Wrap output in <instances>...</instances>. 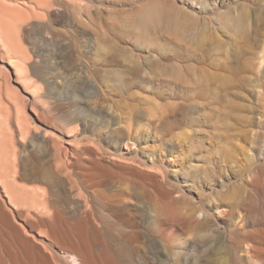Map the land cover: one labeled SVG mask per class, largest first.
I'll return each mask as SVG.
<instances>
[{
	"label": "bare ground",
	"instance_id": "6f19581e",
	"mask_svg": "<svg viewBox=\"0 0 264 264\" xmlns=\"http://www.w3.org/2000/svg\"><path fill=\"white\" fill-rule=\"evenodd\" d=\"M33 1L32 0H0V62L4 64V67L6 65L8 66V68H10V72L12 73V83L14 84V87H13L9 84L10 82H7L6 80H2L1 81L2 83L0 82V264H264V222L263 223L257 222V225L260 226L261 228L259 229L257 228L258 230H256L255 232L253 231L252 233L248 235H246L245 233H242L243 229H246V226L248 223L247 220L251 218V216L249 215L250 218L248 217L249 219H247L246 215H244L247 212H249L246 209L247 206L245 202H250L252 201V199L255 198V195L253 196L251 192H255V191L260 192L262 189L260 188V191H259V185H258L259 181L258 180H257L258 182L255 181L254 185L250 182V180L252 178V174L256 175V172H254L255 168L260 169L261 167L262 168L264 167V0H234L232 3H227V0H184L185 8L187 10L186 11L185 9H182L184 12H186L184 13V17L186 16L187 21H192V23L193 22L198 23V25L196 26L194 24L190 26L192 30L190 31L191 32L194 31L195 33L193 32V34L197 33V36L194 35V37L196 36V39L199 38L198 30H200V28L201 30H203L205 29V27L207 29V26L213 25L212 21H219V22L222 21L224 23V26H226V24L228 23L231 24L232 27L238 32H241L243 34V37L247 41H249V43L251 44L253 43L252 41L256 42L258 38L262 37L261 38L262 44H260L258 48H257L258 43H254L255 45L257 44L255 46L256 51L251 50L250 53L247 52V54L248 53L251 54V52L253 51L251 54L253 56L252 66L249 65V67H247V62L245 61L246 67H244L242 71H239L237 73V76H235L236 74L234 73L235 72L234 69L237 68L238 66L233 69L234 71L233 70L229 71V72H232V74L234 73L235 79L232 78V81L233 79L236 81V78L238 77L237 83L239 85L237 89H239V86H240V89L249 87L250 92L252 91L251 94H252L253 99H251V95L250 97L248 96L250 101H248L247 103L248 105H246L244 108L247 107L246 109H248L247 115H246L247 117H245V119L247 118L249 120L248 122L249 125L245 127L248 128L249 126L247 131H249L248 132L249 137L252 140L251 141L252 144L249 145V147H251L250 151L253 152V155L249 157L251 171L248 172V176H247V179H245L246 180L245 183L243 181V184H244L243 193L245 194V196L238 199V201L232 202V204H230L231 203L230 202L227 208H225L226 206L224 203H219L214 197L215 199H213L214 201H213L212 209L216 211V215L212 213V209L209 207L210 200L208 199V197L205 198V195L203 194L196 198L193 196V194L190 195L191 193H193L191 192V190L183 188V186H180L178 183H175L172 180V178L170 177L171 175H169L168 170H167L168 167L166 168V166L160 160L161 157L157 158L154 156V152L156 153L155 150L149 152L148 150H151V149H148L146 147L143 148V146H142L143 149L139 148V145L141 144V142H144L145 144L148 142V137L145 135L144 133L145 131L142 130L143 127L142 129L140 128V125L143 122L139 124L138 122H136L137 119L136 120L133 119L132 121V119L130 118L128 120L130 121V124L125 126L126 131L120 126L114 127L110 125V123L114 120V119L112 120L111 118L110 119L112 121L110 120L111 121L110 123L105 122L104 124H102V121H100L99 119L100 113L102 112L99 107L101 104L98 105V101H97V97L99 95L98 94L99 88L96 84H94L93 82H90V78L88 82L86 81L87 83L86 82L82 83L78 80V78L80 77L79 75L74 74V73H73L74 75L68 74V76L72 77L70 79H73L74 77L77 78V81L74 83V81L71 82V80L68 78L67 75L56 76L57 74L56 75L54 74L56 76L54 77L52 76L53 75L52 74L51 76H49L50 73L49 74L42 73L39 70L35 69L33 66H28L29 65L28 62L30 60L27 61V59H30L31 57L30 58L28 57L29 55L28 52H27L28 58L25 56L27 53L26 52L23 53L24 50L22 49L23 48L25 49V47H22V46H25V45L20 46L21 45L20 40H19L20 42L19 44H14V39H16V37H14L13 39V35H11V33L15 27L14 22H18V21L21 22V20H23L25 17L29 19L30 14L33 15V17L37 16L36 19L38 21L39 17L43 18V15H45L43 13H47V11H49L48 10L49 8L45 10L46 9L45 6L49 7V5L47 4L50 3L51 5L52 3V2H48L46 3V5H45V2L41 3V5H43L44 7L43 8L39 6L40 3L37 5L34 3L35 1L34 2ZM60 1H62L63 3H60L59 5L58 2ZM60 1L53 0V4L61 6L64 11L68 10L69 12V10L75 9L74 10L75 13H78L76 11V7L78 6L74 3L75 0H60ZM82 1H86V0H82ZM89 3H92V1H89ZM82 6H83V3H82ZM196 6H199V7L197 8ZM59 10H61V8H59ZM77 10L82 13V11H85L87 9L82 8V10L81 9L80 10L77 9ZM80 12H79V15L81 14ZM170 13H168L167 15L165 12V16H167L166 21L168 22H169L168 17ZM39 14L40 15L43 14V15L40 16ZM65 15H68V14H65ZM69 16L71 15H68L66 17H69ZM179 17H177V20ZM25 19L23 23L27 21V20L25 21ZM88 20H87V23H88ZM183 21L186 24L185 19ZM156 23L157 22L155 21V24ZM176 23L174 22V24ZM168 24L167 26H169ZM179 24H181V22L180 23L178 22V25ZM187 25H186V29H187ZM197 26L199 27V29ZM23 27H20V29ZM135 27H138V25ZM179 27H176L177 30ZM141 28L139 27L140 30ZM167 28L168 27H166V29ZM192 28H197L198 30L195 31V29L193 30ZM50 29H51V25H50ZM137 30L138 29L136 28L135 31ZM168 30H170V27ZM220 30H222L221 27H220ZM227 30L229 29L227 28ZM178 31L173 32V33L171 32L173 35V36L171 35V38L174 37L176 35L175 33H177ZM206 31L203 35L205 34L207 35ZM209 31H210V28H209ZM220 33L221 32H219V35ZM232 33L233 32H231L230 34L232 35ZM183 35H185V33ZM258 35H260V37ZM214 36L215 35H213L212 38H215ZM189 38H191V36H189ZM201 38L202 36L199 39L200 41H201ZM212 38H210V40ZM25 39L26 38H24V40ZM177 40L179 39L177 38ZM177 40H176V44H177ZM199 40L197 42L200 45ZM206 40L208 39H205L204 41L206 42ZM238 40H241V38H239ZM15 41H17V39ZM219 42L221 41L219 40ZM243 42L245 43V41ZM187 43L188 45L190 44L189 41ZM212 43H213V39H212ZM221 43L224 44L226 43V41L221 42ZM244 43L243 45H245ZM247 43L248 42H246V44ZM178 44H180V42ZM192 44L190 45L192 46ZM202 44L203 43H201V45ZM254 44L252 47H254ZM195 45L192 47H195ZM203 45H202V48L203 47L205 48L206 45L204 46ZM208 45L210 48V44ZM177 46H173L172 50L175 51L174 47L176 48ZM217 46L216 45H213V47L211 46V50L212 48L213 50L211 51L208 48V51L212 52L211 54H213L215 51L219 50L220 46L219 48H217ZM18 47L20 48L21 51H18L19 50ZM192 47H191V50H192ZM249 47L251 48V46ZM255 47L253 49H255ZM216 48L218 50H216ZM188 49H190V47H188ZM229 49L231 51V48ZM200 50L199 52L202 51ZM195 51H197V49H195ZM202 52H205L204 49ZM226 52L228 54L229 50L228 51L226 50ZM215 53H214V56H215ZM233 53H229V54H233ZM203 54H204L203 56L205 57V53ZM206 54H209V53L206 52ZM223 54L222 56H224ZM217 55L219 54L217 53ZM203 56L201 55L200 57H203ZM208 57L209 56H207V58ZM215 57H213L214 61L216 60ZM239 57L241 58L242 56H239ZM237 60L238 59H236V61ZM185 62L187 61H184L183 63ZM182 64H181V67H182ZM235 64H237V62ZM235 64H233V66ZM231 65L232 64L229 65L228 63V66H231ZM188 66H189V63H188ZM211 66H212V63H211ZM185 67L187 66L185 65ZM216 67L218 66H215L214 68ZM199 68H202V65ZM180 69L183 70V68H180ZM77 70L79 69L77 68ZM226 70L227 69H225V72ZM194 71H197V70H195L194 68ZM204 72L208 73L209 71L204 70ZM204 72H201V69L198 70L199 74L204 73ZM194 74H192V76H194ZM1 75H2V71H0V76ZM120 75L121 73H119V77ZM197 76L196 78H198ZM211 76L213 77V75ZM211 76L209 75L208 77L211 78ZM214 76L216 75L214 74ZM185 77L187 76L185 75ZM1 78L2 77H0V79ZM56 78H58L59 80ZM184 81H186V78ZM200 81L197 82L198 83L197 86L201 83ZM194 83L196 84V82ZM187 84L186 86H189L190 84L192 85L191 82L189 85ZM171 85L173 86V84ZM234 85H235V82H234ZM111 86H114V85H111ZM197 86L195 87L194 85L193 88L195 87L197 89ZM85 87L87 89H85ZM202 87L203 88L200 91H203V89L205 88L204 86ZM100 88L102 89V87ZM173 88L174 87H172L171 89ZM183 89H180V90H183ZM81 90H84L83 92L84 98H80L76 96V94ZM236 91L238 93V90ZM226 92L231 93L228 91ZM108 93L109 92H107V95ZM244 93L246 94L247 91ZM245 94H243L244 95L243 97L246 99L247 96H245ZM197 95L199 94L196 93L195 96L198 97ZM203 95L204 94H202L201 96ZM209 95L208 96L204 95V97L208 98ZM233 95L235 96V94H232V96ZM182 96H183V93L182 95H180V97ZM184 96H185V93H184ZM189 96L185 97V99L191 98ZM229 97L227 95V98ZM93 98H95L96 101L95 100L93 102L90 101ZM216 98L218 99V97H214L213 100ZM227 98L225 99L229 101V99ZM185 99H184L185 103L183 101L181 102L178 101L180 102V105L183 102L184 104L183 103L182 104L183 106H185V104L187 103ZM217 99H216V102L219 100ZM179 100H182V99H179ZM210 100L211 99H209V101ZM213 100H211V102ZM220 100L223 101L222 99ZM117 101L119 102L121 100H117ZM239 101L240 103L242 102L241 99ZM244 102H246V100ZM114 103L116 104V99ZM178 104L179 103L176 104L177 109L180 107V105L178 107ZM220 104L222 105V103L219 102L218 106H221ZM241 104L238 105L237 103L238 108L240 107ZM103 105L105 107V104ZM109 105H111V103ZM176 105H174V107L172 108H175ZM199 105L202 107L203 104L201 105L199 103ZM192 106L190 105L191 108ZM228 106H229L228 104L227 106L225 105L227 109H228ZM235 106L233 107L234 111H235ZM111 107L113 106L111 105L110 108ZM165 107L163 108V110L167 109ZM230 108H229V111H230ZM215 109L213 110L215 111ZM233 109H231L232 113H233ZM148 110H145V111H148ZM189 110L185 109L186 112H188ZM192 110H195V109H192ZM28 111L32 115L29 114ZM158 111H162V108L160 110L159 106H158ZM167 111H171V110H167ZM183 111L182 112L179 111V114L182 113L181 114L182 116L184 115ZM198 111H196V113ZM209 111L207 115L205 113L206 116L211 115V113L209 114ZM219 111L220 110H218V112ZM229 111L225 110V112H229ZM240 111H243V110L241 109ZM193 112L195 114V111ZM211 112L213 111L211 110ZM218 112L215 111L214 118L218 114ZM220 112H223V109ZM148 113L150 114V112ZM164 113L167 114V112L164 111L163 115ZM170 113L172 112H168L169 114L168 116L171 115ZM223 113H221V115ZM234 114L236 113L234 112L233 115ZM226 115L228 116V113L227 114L225 113V116L223 117V119L227 117ZM165 116H162L161 114V117L165 118ZM187 116L184 115L183 117L187 118ZM211 116L210 117L212 119L213 115ZM217 116H219V114ZM222 116H219L218 118L220 117L222 118ZM114 117L115 116H113L112 118ZM148 117L146 118L147 120L146 119L144 120L145 117L144 118L140 117V118H143L144 121H146V125L144 124L146 130L150 127L157 126L156 123L158 122V119L153 120L152 117L151 119H148ZM176 117L177 116H175V118ZM199 117L202 118V116H198L196 118H199ZM132 118H133V115H132ZM164 118L163 120L165 122L166 120L169 121V119L167 118L164 119ZM218 118L216 117L215 119L218 120ZM235 118L232 117L231 119L236 120ZM240 118H241V115H240ZM182 119L183 121L185 120L184 118ZM223 119H219L218 121L220 122ZM160 120H162V118ZM177 120H179V118ZM199 120L197 119V121ZM224 121L225 120L221 121L220 124L223 123ZM160 122L158 123V125L160 124ZM171 122H173V119ZM209 122L212 123V120ZM215 122H213V124ZM122 123L124 122L122 121ZM196 124H199V123H196ZM216 124L217 123H215L214 125L216 126V128L213 127V129L215 128L217 131L215 133H218V131L221 132V134L219 133H218L219 135L217 134L219 136V137L217 136L218 138H220V136H222V133L224 132H225V135L228 134V132L225 130L224 132L222 129L219 130L217 126L218 124L217 125ZM220 124H219V127L221 128L223 127V129L224 127L226 128L225 123H224L225 125L222 124L221 126ZM228 124L230 123L228 122ZM208 125H211V124L208 123ZM208 125L207 126L205 125V126L208 127ZM230 125L233 126L232 123ZM237 126L238 125H236V127ZM211 127L209 126V128ZM164 128L165 127H163V129ZM236 130L238 132L239 129L236 128ZM236 130L234 131L233 129L234 137L236 136L235 134H237ZM229 131H230V128H229ZM163 132L164 131H162L161 133ZM183 132L184 130L182 131V133ZM195 132L196 131H194V133ZM240 132L241 131L239 130L238 132V134H240L239 136H244V135H241L243 132L241 133ZM149 134H151V132ZM197 134L199 133L197 132ZM243 134H245V132ZM229 135L227 137L226 136L224 137L228 139V137L230 138L233 134H230L229 132ZM246 135L248 137V134ZM208 137L210 136L208 135ZM202 139L204 141L202 142L205 143V140L203 137ZM207 139L210 140V138H207ZM221 139H217L213 141L217 142L218 140L221 141ZM257 139H260L258 142L259 144L257 142H256L257 144L255 143V140ZM224 141L228 142V140L226 139ZM168 142L169 141H167V144L165 145L166 147L168 146ZM223 142H222V145L224 144V147H226L225 145L227 143H223ZM245 142H248V141H245ZM228 143H230L229 145L234 146V144H232L230 141ZM206 144H208V142ZM173 146L175 148V145ZM236 146L238 147L237 149L239 150V146L238 145ZM224 147L223 149L225 151ZM243 148L245 152L246 147H244V145H243ZM167 149H169V147H167ZM231 149H233V147ZM160 150H163V149H160ZM235 150L233 152H236ZM229 151L225 152L224 154H229ZM248 151L249 150H247L246 152ZM250 151L249 153L251 155L252 153ZM140 152L142 154H139ZM148 153L150 154V156L146 155ZM245 153L244 155L243 154L241 155L245 157L246 155ZM232 156L234 157V155ZM232 156H231V160H233ZM208 157L210 156L208 155ZM208 157H206V159L204 158L205 163L209 162V160L207 161ZM223 157H227V156H223ZM224 159H223V162H224ZM238 162H240L239 158H238ZM237 165H240V164H237ZM208 166H209V163H208ZM216 166L218 165H215V167ZM232 166L234 167V165ZM246 166L247 165H245L244 167ZM196 169L198 170L200 168L197 167ZM196 169H195V172H196ZM201 169L202 170L205 169L203 168V165ZM221 169L223 168L220 167L217 169L218 174ZM233 169H235V167ZM236 171L237 170H235V172ZM198 172H196V174ZM222 172L223 171H221V174ZM208 173L212 174V171L210 172V169H209ZM198 175H201V174H198ZM203 175H202V178H203ZM205 176H206V179L207 178L212 179V177H209V174ZM259 176H261V174ZM191 177H194V176H191ZM213 178L215 179V176ZM222 178H224V176ZM262 178H259V180L260 179L262 180ZM236 179H238V177ZM240 180L242 181V179ZM263 180L261 182H263ZM182 185L187 187L189 183L182 184ZM218 185L221 186V184H218ZM262 186L264 187V184ZM191 187H193V185ZM231 188L233 189L235 187L233 186ZM236 190H238V188H236ZM238 191H240V189ZM223 192H222V195H224ZM215 193L213 194L209 193V194L214 195ZM219 193L217 194L219 195ZM205 194L207 193L205 192ZM228 194H230L231 196V193H227L226 197ZM237 194L239 193L237 192ZM257 194L258 193H256V195ZM222 195H220V197H217L219 198V201H221L220 198ZM231 197L233 198V196ZM262 197H264V193ZM258 198L259 197H256L255 199L257 200ZM222 200H224V197ZM228 200L230 201V199ZM262 200L264 201L263 198ZM206 202L209 205L208 204L206 205ZM196 205H199L201 210H199L196 207ZM262 205L264 207V202ZM259 206L260 205H258V208ZM248 207H250V205ZM250 210H253V209H250ZM251 213H252V216H255L253 215L254 214L253 211ZM246 239H252L253 242L251 243L253 244L251 245L241 244V243H247ZM138 243L140 244L144 243V245H141V248H140ZM142 247L144 248V250ZM226 249L230 250L231 252L230 255L226 256V253H225ZM204 257L206 258L204 259Z\"/></svg>",
	"mask_w": 264,
	"mask_h": 264
},
{
	"label": "rangeland",
	"instance_id": "374dc122",
	"mask_svg": "<svg viewBox=\"0 0 264 264\" xmlns=\"http://www.w3.org/2000/svg\"><path fill=\"white\" fill-rule=\"evenodd\" d=\"M34 1L33 2L37 5L40 3L39 6H41V7H43V5H41V3L45 2V5L48 2H52V3H51V5H50V3L47 4V5H49V7L44 5L46 8L45 10H47L49 8L48 9L49 11H47V13H43L45 15L41 14V15H43V18L39 17L38 18L39 22L36 19L37 16L33 17V15L30 14L29 19L26 17H25L26 19L24 18L25 21L27 20L26 22L23 23L24 19L21 20V22L20 21L14 22L15 27L11 33V35H13V39H14V37H16V39H17V41H15L16 39H14V44H19L21 42L20 46L25 45V46H22V47H25V49L24 48L22 49V50H24L23 53L28 52L29 55H28V53L27 54L25 53L26 54L25 56L27 57V55H28L29 58L31 57L30 59H27L28 57L25 58V59H27V61L30 60L28 62V64H29L28 66H33L35 69L39 70L42 73H46V74L50 73L49 76H51L53 74L52 76H54V77L59 76V75H67L68 76V74L74 73V74H77L80 76L78 78V80L82 83H85L86 81L88 82L89 78H90V82H93L99 88V90H98L99 95L97 97V101H98V105L101 104L99 107H100L101 111L103 112V113L102 112L100 113V117H99L100 121H102V124H104L105 122L110 123L114 119L112 121L113 124L111 122L110 125H112L114 127L120 126L123 129H125V126L130 124V121H128L130 118L132 119V121H133V119L134 120L137 119L136 122H138L139 124H141L143 122L140 125V128L142 129V127H143L142 130L145 131L144 133L148 137V142L146 144L144 142H141V144L139 145V148L143 149L144 147H146L148 149H151V150L147 149L149 152L155 150L156 153L154 152V156L157 158L161 157L160 160H161V162H163V164L166 166V168L168 167L167 170H168L169 175H171L170 177L172 178V180L175 183H178L180 186H183V188L191 190V192H193V193H191L190 195L193 194V196L196 198L198 196L204 194L205 198L208 197V199L210 200V202H209L210 205L207 202H206V205L208 204L211 209L213 207V201H214L213 199H215V198L219 203H224L226 206L225 208H227V206L229 205L230 202H231L230 204H232V202L238 201V199L245 196V194L243 193V187H244L243 181L245 183V181H246L245 179H247L248 172L251 171V165H250L249 157H251L253 155V152L250 151L251 147H249V145L252 144L251 143L252 140L250 139L249 133H248L249 131H247L249 126H248V128H246L247 125H249L248 124L249 120L247 118L245 119V117H247L246 115H247L248 109H246L247 107L246 108H244V107L246 105H248L247 103H248V101H250V99H249L250 95H251V99H253V98H252V94H251L252 91L250 92L249 87H248L249 89L247 87H245L243 89L241 88L242 89L241 90L240 86H239V89H237L238 85H239L237 83L238 77L236 78V81H235L234 80L235 79L234 73L236 74L235 76H237V73L239 71H242L243 68L246 67V62H247V67H249V65L252 66L253 56L251 54L253 51H256L255 46L257 45V44L255 45L254 43H258V45H257V48H258L259 45L262 44V39H261L262 37L261 38L257 37L258 39L256 40V42L252 41L253 43L251 44V43H249V41H247L243 37V34L241 32H238L237 30H235L231 24L228 23V24H226V26H224V23L222 21H220V22L219 21H212L213 25L207 26L208 30L206 29V27H205V29L202 28L203 30H201V28H200V30H198L199 29L198 26H197L198 29L192 28L193 30L195 29V31L198 30V33H199L198 37L199 38L196 39L197 33L193 34L194 31L191 32L192 30H191L190 26H192L193 24L196 26V25H198V23L197 22L192 23V21H187L186 16L184 17V13H186L182 10V9L186 10L184 0H182V1L181 0H89V1H92V3H89L88 0H86V1H82V0L76 1L75 0L74 3L78 7L81 6L83 9H87L85 11H82V13L77 10V9L82 10L81 7L80 8L76 7V11L78 13H75V11H74L75 9L69 10V12H68V10L64 11L61 6L54 5L53 0H50V1L46 0L47 2L45 0H34ZM233 1L234 0H227V3H232ZM58 3L60 5V3H63V2L60 1ZM82 3H83V6L84 5H86V6L83 7ZM99 3L100 4L103 3V4L100 5ZM87 4H89V5H87ZM196 7L198 8L199 6H196ZM59 8H61V10H59ZM223 10H224V8H223ZM72 12H74V13H72ZM79 12L81 13L80 15H79ZM165 12L167 15H168V13L171 12L169 14V17H168L169 18L168 20L171 23L166 21L167 16H165ZM65 14H68L71 16L66 17L68 15H65ZM148 14H149V16H148ZM161 14H163V15H161ZM83 15H84V17H83ZM49 17H51V18H49ZM177 17L180 18V19L178 18L179 21L177 20ZM81 18H82V20H81ZM173 18H174V20H173ZM182 18H183V20L185 19L186 24L184 23ZM87 20H88V23H87ZM171 20H173V21H171ZM155 21L157 22L156 24H155ZM176 21H177V23H176ZM174 22L177 24V26H176V24H174ZM178 22L179 23L181 22V24L178 25ZM219 23H221V24H219ZM21 24H23V25H21ZM39 24H41V25H39ZM141 24L143 25V27ZM167 24L169 26H167ZM50 25H51V29H50ZM137 25H138V27H135ZM184 25H185V27H184ZM186 25H187V29H186ZM18 26H20V27L24 26L23 27L24 29L21 28L22 29L21 30L20 27H18ZM139 27L140 28L142 27L141 30L139 29ZM166 27H168V28L166 29ZM169 27H170V30H168ZM176 27H179L178 28L179 31L177 30ZM220 27L222 28V30H220ZM136 28L138 29L137 31H135ZM180 28H181V30H180ZM209 28H210V31H209ZM211 28H213L214 30ZM227 28L229 30H227ZM175 30L178 31L177 33H175L176 34L175 36H177V37L174 36L176 39L174 37L171 38L172 33L176 32ZM188 30H189V32H188ZM205 31L207 32V35L206 34L203 35L205 33ZM213 31H214V33H213ZM219 32H221L220 35H219ZM231 32H233L232 35L230 34ZM15 33H16V35H15ZM184 33H185V35H183ZM190 34H192V35H190ZM212 34L215 35L214 36L215 38H212L213 37ZM224 34H225V36H224ZM194 35H196V36L194 37ZM217 35H219V36H217ZM234 35H235V37H234ZM189 36H191V38H189ZM201 36H202L201 41H203V42H201L199 40ZM258 36L260 37V35H258ZM19 37H20V39H19ZM24 38H26V39L24 40ZM177 38L179 40H177ZM187 38H188V40H187ZM210 38L213 39V43H212V39L210 40ZM216 38H218V39H216ZM239 38H241L242 41L238 40ZM205 39H208V40H206V42H205L204 41ZM222 39H223V41H222ZM19 40H20V42H19ZM176 40H177V44H176ZM198 40L200 41V45H201V43L206 45L205 48L204 47L202 48L203 44L201 46L199 45V43L197 42ZM219 40L221 42L226 41V43L222 44L221 42H219ZM22 41L24 44L22 43ZM188 41L190 44H192L193 42L195 44L197 43L198 46H197V44L196 45L194 43L192 44V46L195 45V47H197V48L192 47L190 44L188 45V43H187ZM243 41H245V43ZM179 42H180V44H178ZM246 42H248L249 44L248 43L246 44ZM211 43H212V45H211ZM243 43L245 45H243ZM171 44L173 46L178 45L177 46L178 48L176 47L177 49L174 47L176 52L174 50H172L173 46ZM174 44H176V45H174ZM208 44H210V48H209ZM253 44H254L255 49H253L254 47H252ZM207 45H208V47H207ZM213 45H216V46L218 45L217 48H219V46H220V48H219L220 51L217 48H216V50H218V51H215L216 53L213 51L215 53V56H217V57L214 56V53L211 54L212 52L208 51V48H209V50H211V46L213 47ZM247 45L251 46V48ZM26 46H27V48H26ZM188 47H190V49H188ZM191 47H192V50H191ZM223 47H224V49H223ZM200 48L202 51L204 49L205 52H202L200 50ZM229 48H231V51ZM195 49H197V51H195ZM241 49H243V50H241ZM199 50L201 52H199ZM212 50H213V48H212ZM223 50H225V51H223ZM226 50L227 51L229 50V53H233V52L234 53L233 54L228 53L229 54L228 55ZM251 50H253V51L251 52V54H249ZM18 51H21L20 48ZM206 52L209 54H206ZM247 52H249V53L247 54ZM203 53H205V57L203 56L204 55ZM217 53L220 56L217 55ZM222 54L224 56H222ZM199 55L200 56L202 55L203 57H200ZM210 55H211V57H210ZM207 56H209V57L207 58ZM212 56L215 57V59L217 61L216 60L214 61V58ZM239 56H242V57L240 58ZM194 57L196 58V60ZM237 57H239V58H237ZM211 58H213V59H211ZM236 59H238V60L236 61ZM245 59H247V60H245ZM220 60H222V61H220ZM184 61H187V62L183 63ZM210 62L212 63V66H211ZM221 62H222V64H221ZM234 62L235 63L237 62V64H235ZM188 63H189V66H188ZM228 63H229V65L230 64H232V65L228 66ZM181 64H182V67H181ZM233 64H235V65L233 66ZM185 65L187 67H185ZM198 65H199V67L202 65V68H199ZM215 66H218V67L214 68ZM231 67H232V69H231ZM235 67H237V68H235ZM77 68L79 70H77ZM180 68H183V70L185 69L186 71L185 70L183 71ZM194 68L197 71H194ZM212 68H214V69H212ZM217 68H219V69H217ZM200 69H201V72H204V70H206V71L208 70L209 72L208 73L204 72V73L199 74L200 71L198 73V70H200ZM202 69H203V71H202ZM225 69H227L228 72H227V70L225 72ZM233 69L235 70V72L232 74V72H229V71H232ZM237 69H239V70H237ZM0 71H2V75L0 76L2 78L0 79V82L2 80H6L7 82H10L9 84L11 86L14 87V84L12 83V73L10 72V68H8V66H6V65L4 67V64L2 62H0ZM64 72H66V73H64ZM183 72H185V73H183ZM119 73H121V75H120L121 78L119 77ZM194 73H196V74H194ZM54 74L55 75L57 74V75L55 76ZM192 74H194L195 77L192 76ZM202 74H204L205 76ZM214 74L216 76H214ZM185 75L187 77H185ZM200 75H202V76H200ZM206 75H207V77H206ZM209 75L210 76L213 75V77L211 76V78H210V77H208ZM230 75H232V76H230ZM196 76L198 78H196ZM68 78L70 79L72 77L68 76ZM185 78H186V81H184ZM232 78H234L233 81H232ZM56 79H58V78H56ZM200 79H201V81H200ZM207 79H209V80H207ZM70 80H71V82L74 81V83H75L77 81V78L74 77L73 79H70ZM173 81H174V83H173ZM193 81L196 82V84ZM198 81L201 82V83L199 82L200 83L199 85L202 84L201 86L198 85L199 88L197 86ZM187 82H188V84H187ZM190 82L192 83L193 86L194 85H195V87L197 86V89L195 87L193 88V86L190 84ZM234 82H235V85H234ZM171 84H173V86ZM186 84L187 85L190 84V85L186 86ZM111 85H114V86H111ZM177 85H178V87H177ZM115 86H117V87H115ZM191 86H192V88H191ZM202 86L205 87L203 89V91L206 90L207 93H206V91H204L206 94L203 91H200L203 88ZM100 87H102V89ZM110 87H112V88H110ZM172 87H174V88L171 89ZM82 89H84V88H82ZM85 89H87V88L85 87ZM180 89H183V90H180ZM150 90H152V91H150ZM190 90L193 92H191ZM236 90H238L239 94L237 93ZM240 90H241V92H240ZM112 91L115 93H113ZM226 91L231 92V93H227ZM246 91H247V93L245 94L244 92H246ZM83 92H84V90L79 91L78 92L79 94L77 93L76 96H78L80 98H84ZM107 92H109V93L112 92L111 94L113 96L109 93L107 95ZM181 92L183 93L182 97H184V98L180 97V95H182ZM184 93H185V96H184ZM196 93L200 95V96L197 95L199 98L195 96ZM202 94H204L206 96H208L209 94L210 95L208 98H206V97H204V95L201 96ZM232 94H235V96L234 95L232 96ZM243 94H245V96H247V97L249 96V97L248 98L246 97V99H245L243 97L244 96ZM189 95H191V96H189ZM227 95H228V97L229 96H231V97L227 98ZM237 95H239V96H237ZM188 96L191 98L185 99V97H188ZM240 96H242V97H240ZM111 97L113 100L111 99ZM214 97H218L219 100L222 99L223 101L225 98H227V99H229V101L225 99V101L223 102L221 100L219 101L216 98L220 103H222V105L220 104L221 106H218L219 102L218 101L216 102V99L213 100ZM114 98L116 99V104H118V105H116L114 103V101H115ZM239 98L242 100V102H244L245 100H246V102H244V103L241 102L242 103L241 104L239 101L240 100ZM179 99H182V100H179ZM184 99L187 102L185 104V106H183V104L185 103ZM187 99H188V101H187ZM209 99L213 100L212 101L213 103L211 102V100L209 101ZM94 100H95V98L91 99L90 101L93 102ZM117 100H121V101H119L120 103ZM173 100H174V102H173ZM178 101L184 102V103L182 102L183 104L181 103L182 106L180 105V102H178ZM153 102H154V104H153ZM176 102L179 103L178 107L180 105V107L178 108L179 110L177 109V105H176L177 103ZM197 102H199L201 105L203 104L204 106L202 105V107H201L199 105V103H197ZM229 102H230V104H229ZM236 102L238 103V105L241 104L239 108H238V105ZM110 103L113 106L111 108H110L111 105H109ZM191 103L193 104V106ZM103 104H105V107ZM151 104H153V105H151ZM227 104L231 108L228 106V109H227L225 107V105L227 106ZM174 105H176V107L172 108V107H174ZM190 105L192 106V108L190 107ZM156 106H157V108H156ZM158 106H159L160 110L162 108V111L167 112V114L164 113V115H163L162 111H158ZM234 106H235V111L233 109ZM242 106H243V108H242ZM164 107L167 109L163 110ZM181 107L184 109H182ZM204 107H206V108H204ZM215 107L217 110L215 109ZM189 108H190V110H189ZM221 108L223 109L224 113L220 112L222 110ZM229 108H230V111H229ZM176 109L178 110V112ZM185 109L186 110L188 109L189 110L188 112H190V113L186 112ZM192 109H195V110H192ZM213 109H215L216 112H218V110H220L219 111L220 113L218 112L219 116L223 115L222 118L221 117L218 118L219 116H217L218 114L216 113L217 115L215 116V118L217 117L218 120L223 119V117L225 116V113L226 114L228 113V116L226 115L227 117H225L223 119L227 122L224 121L223 123L220 124V122L223 120H221L219 122L217 119L214 118L215 111ZM231 109H233V113L235 112L236 114L233 115V113L231 112L232 111ZM241 109L243 111H240ZM145 110H148V111H145ZM167 110H171V111H167ZM181 110L182 111L184 110L183 113L185 116L188 115L187 116L188 119L186 117H183L184 115L182 116L181 115L182 113L179 114V111L182 112ZM211 110L213 112H211ZM225 110H228L229 112H225ZM109 111H111V112H109ZM193 111H195V114ZM196 111H198V112L196 113ZM208 111H209V114L211 113V115H213L212 119H211V117H212L211 115H210L211 117L209 115L206 116L208 114ZM148 112H150V114ZM154 112H155V114H154ZM168 112H172L173 114L170 113L171 115L168 116L169 115ZM28 113L31 114L29 111H28ZM174 113H176V114H174ZM205 113H206V115H205ZM221 113H223V114L221 115ZM109 114H111V115H109ZM152 114H154V115H152ZM161 114H162V116L166 115L165 118L161 117ZM230 114L233 118H235L236 116L239 117V118L236 117L235 119L238 121V123L240 122L239 123L240 125L237 123L236 120L231 119L232 117L230 116ZM132 115H133V118H132ZM138 115H139V117H138ZM155 115H156V117H155ZM194 115H195V117H194ZM197 115L202 116V118L205 117L204 118L205 120L200 118V117L196 118V117H198ZM240 115H241V118H240ZM113 116H115V117L117 116V117L112 118ZM146 116L147 117L149 116L148 119H151V117L153 120L158 119V122L156 123L157 126L150 127L146 130V128H145L146 121H144L147 118ZM167 116H168V118H167ZM175 116H177V117L175 118ZM140 117H143V118L145 117V118L143 120V118H140ZM139 118H140V120H139ZM161 118H162V120H160ZM163 118L169 119L170 122L168 120H166V122H167L166 123L163 120ZM178 118H179V120H177ZM182 118H184L185 120L183 121ZM172 119H173V122H171ZM197 119L198 120L200 119V120L197 121ZM195 120H196V122H195ZM208 120L209 121L212 120V123L209 122ZM122 121L124 123H122ZM179 121L181 123L182 122L183 123L181 124ZM234 121H235V123H234ZM159 122H160V124L158 125ZM194 122H195V124H194ZM213 122L218 124V125L217 124L216 125L218 126L219 130L222 129L223 132L225 130L228 132V134L225 135V132H224V133H222V136H220V138H218L219 137L218 135L221 134V132L218 131L219 134L215 133L217 131L215 129L216 126H214L215 123L213 124ZM228 122L230 124L232 123L234 127L232 125L228 124ZM161 123H163V124H161ZM196 123H199V124H196ZM208 123L211 125H208ZM241 123H243V124H241ZM219 124H220V126L222 124H224L226 126V128L224 127V129H223V127L222 128L219 127ZM235 124L238 126L236 127ZM176 125H177V127H176ZM205 125L206 126L208 125V127H206ZM229 125H230V127H229ZM209 126L210 127L212 126L211 127L212 130H211V128H209ZM155 127H157V128H155ZM163 127H165V128L163 129ZM213 127H215V128L213 129ZM231 127H233V128H231ZM240 127L242 130L240 129ZM160 128L163 130H161ZM229 128H230V131H229ZM236 128H238L243 133L245 132V134L242 133L241 135L245 136L246 134H248V137H247V135L245 137L239 136L240 135V134H238L239 130L237 132ZM233 129H234V131L236 130V132H237V134H235L236 135L235 137H234ZM180 130H182V131L184 130V132L186 134L184 132H183L184 133L183 134L182 131H180ZM207 130L208 131L210 130L209 133ZM125 131H126V129H125ZM154 131L156 134L154 133ZM162 131H164V132L161 133ZM194 131H196V132L194 133ZM150 132H151V134H149ZM197 132L199 134H197ZM200 132H201V134H200ZM229 132H230V134H233L232 135L233 137L231 136L233 139L231 137H230L231 139L229 137H228V139L226 138L229 135ZM202 133H204V134H202ZM154 135L156 136V138ZM208 135L210 137H208ZM237 135L239 136V138ZM224 136H226V137H224ZM202 137L204 138L205 143H203L204 141H203ZM243 137H244V139H243ZM246 137H247V139H246ZM207 138H210V140ZM240 138H241V140H240ZM217 139H221V141L218 140L221 143H219L218 141L217 142L213 141V140H217ZM225 139L228 140V142L230 141L232 144H234L235 147L233 145L232 146L229 145L230 143L224 141ZM257 140H255V143L256 142L258 143L260 139H257ZM167 141H169L168 146H167V147H169V149H167V147L165 146L167 144ZM170 141L174 144H172ZM245 141H248V142H245ZM207 142H208V144H206ZM222 142L227 143L228 145L226 144L225 145L226 147H224V144L222 145ZM244 142H245V144H244ZM176 143H177V145H176ZM248 143H250V144H248ZM235 144L239 146V150L237 149L238 147ZM173 145H175V148ZM243 145H244V147L247 148V149L245 148V152L247 150H249L252 153L251 155H250L249 151L246 153L244 152ZM142 146H143V148H142ZM222 146L225 148V151H224ZM232 147H233V149H231ZM160 149H163V150H160ZM234 150L236 152H233ZM169 151H171V152H169ZM174 151H175V153H174ZM228 151H229V154H224L225 152H228ZM218 152H219V154H218ZM244 153L246 155H248V153H249V155L248 156L245 155V157H244L243 156ZM139 154H142V153L140 152ZM148 154H146V155L150 156V154L149 155ZM241 154H243V155H241ZM208 155L210 157H208ZM232 155H234V157ZM216 156L217 157L219 156L221 159L219 157L217 158ZM223 156H227V157H223ZM231 156L233 157L232 158L233 160L234 159H236V160H234V161L231 160ZM236 156H237V158H236ZM206 157H208L212 160L207 158V161L209 160V162L206 161L207 163H205L204 158L206 159ZM238 158H239L240 162H238ZM223 159H224V162H223ZM231 161H233V162H231ZM221 162H223V163H221ZM208 163H209V166H208ZM236 163L240 164V165H237ZM202 165H203V168H205L203 170L201 169ZM215 165H218V166L215 167ZM232 165H234L235 169H233L234 167ZM245 165H247V166L244 167ZM197 167H199L202 172L200 171V169L197 170L196 169ZM220 167L225 169V170L221 169L219 174H218L217 169ZM263 168L262 167L260 169L255 168L254 172H256V175L252 174V178L250 180V182L253 185L255 184V181L258 180L259 181V184H258L259 185V191H260V188H262V189L260 192H258V191L251 192L253 196L255 195V198L259 197L257 200L254 198L255 200L252 199V201H250V202H245L246 206H247L246 209L249 212H247L244 215H246L247 219L250 218L249 215L251 216V218L249 219L250 222H249V220H247L248 223H247L246 229H243V231H242V233H245L246 235L252 233L253 231L255 232L256 230L261 228L260 226L257 225V222H262V223L264 222V212H263L264 207L262 205L264 202L262 200V198L264 199V197H262V195L264 193V191H263L264 187L262 186L264 184V180H263L264 179V171H263L264 169ZM195 169H196V172H198V171H200V172H198L196 174ZM209 169H210V172L212 171V174L208 173ZM235 170H237L238 172L237 171L235 172ZM189 171H191L192 173ZM221 171H223L225 174L223 172L221 174ZM186 173L188 175H190V173H191V175L188 176ZM203 173H204V175H203ZM198 174H201V175H198ZM207 174H209V177H212L213 180L211 178H207L209 180L208 181L206 179V176H205ZM260 174H261V176H259ZM202 175H203V178H202ZM213 175L215 176L216 180L213 178L214 177ZM225 175H227V176H225ZM187 176L190 178H188ZM191 176H194V177H191ZM223 176H224V178H222ZM243 176H245V177H243ZM262 176H263V178H262ZM216 177L219 179H217ZM237 177H238V179H236ZM259 178H262L263 182H261L262 180L261 179L259 180ZM191 179L194 182H192ZM240 179H242V181ZM253 179H255V180H253ZM220 180H221V182H220ZM230 180H232V181H230ZM205 181H207L209 183H207ZM188 183H189V185L190 184L191 185L190 186L188 185L187 187L182 185V184H188ZM195 183H196V185H195ZM218 184H221V186ZM192 185H193V187H191ZM213 185H215V186H213ZM216 185H218L219 187ZM229 185H230V187H229ZM233 186L235 188L232 189L231 187H233ZM236 188H238V190L240 189V191L236 190ZM215 189H216V191H215ZM223 190H224V192H223ZM202 192H204V193H202ZM205 192L208 195L205 194ZM215 192H217V193L220 192V193L218 195ZM222 192L224 193L225 196L222 195ZM237 192L239 194H237ZM209 193H211V194L215 193L214 194L215 196L211 195ZM227 193H231V196H233V198L230 196V194H228L226 197ZM256 193H258V194L256 195ZM220 195H222L221 196L222 199L224 197V200H222L220 198V200L222 202L219 201V198H217V197H220ZM209 196H211V197H209ZM227 198L230 199V201ZM231 198H232V200H231ZM236 198H237V200H236ZM255 203L256 204L259 203V204L256 205ZM249 205H250V207H248ZM258 205H260L259 208H258ZM196 207L199 210H201L199 205H196ZM260 207H262V208H260ZM256 208H257V210H256ZM250 209H253V210H250ZM259 209H261V210H259ZM254 210H256V211H254ZM250 211L251 212L253 211V213H254L253 215H255V216H252V213ZM212 213L216 215V211L213 209H212ZM253 226H254V228H253ZM35 236H37V235H35ZM246 242L247 243H241V244H243V245L253 244V243H251V242H253L252 239H246ZM138 244H139L140 248H141V245H144V243H142V244L138 243ZM143 250H144V248H143ZM225 253L227 256V255H230L231 252L229 249L228 250L226 249ZM205 258L206 257H204V259Z\"/></svg>",
	"mask_w": 264,
	"mask_h": 264
}]
</instances>
